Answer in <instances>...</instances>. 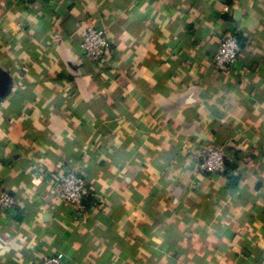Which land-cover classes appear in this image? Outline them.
I'll return each instance as SVG.
<instances>
[{
	"label": "crops",
	"instance_id": "1",
	"mask_svg": "<svg viewBox=\"0 0 264 264\" xmlns=\"http://www.w3.org/2000/svg\"><path fill=\"white\" fill-rule=\"evenodd\" d=\"M205 145L221 174L195 170ZM66 168L79 208L50 189ZM0 190V264H264V0H0Z\"/></svg>",
	"mask_w": 264,
	"mask_h": 264
},
{
	"label": "built area",
	"instance_id": "2",
	"mask_svg": "<svg viewBox=\"0 0 264 264\" xmlns=\"http://www.w3.org/2000/svg\"><path fill=\"white\" fill-rule=\"evenodd\" d=\"M32 2L36 0H21ZM228 11V7H225ZM110 47L105 29L88 26L82 35L80 50L85 59L93 64H101ZM240 44L233 31L223 34L217 51L211 56V64L218 71L233 67L240 56ZM195 170L199 175L221 174L226 165L227 154L223 147L205 145L195 154ZM37 172V171H36ZM51 192L60 201L73 208H79L82 200L91 194V187L82 172L74 168L62 169L52 180ZM16 206L15 198L5 190H0V213H7ZM41 264H65L62 251H56L42 258Z\"/></svg>",
	"mask_w": 264,
	"mask_h": 264
},
{
	"label": "trees",
	"instance_id": "3",
	"mask_svg": "<svg viewBox=\"0 0 264 264\" xmlns=\"http://www.w3.org/2000/svg\"><path fill=\"white\" fill-rule=\"evenodd\" d=\"M236 35V34H235ZM237 36V35H236ZM237 38H238V36H237ZM238 41H239V39H238Z\"/></svg>",
	"mask_w": 264,
	"mask_h": 264
}]
</instances>
